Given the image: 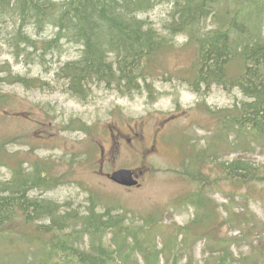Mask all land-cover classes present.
<instances>
[{
  "label": "rangeland",
  "instance_id": "374dc122",
  "mask_svg": "<svg viewBox=\"0 0 264 264\" xmlns=\"http://www.w3.org/2000/svg\"><path fill=\"white\" fill-rule=\"evenodd\" d=\"M171 8L170 4H160L138 17L147 20L151 28L163 32ZM7 21L6 31L11 33V20ZM220 22L223 23L222 29L229 28V24L233 27L234 23L246 24L241 33L232 27L231 37L237 41H264V0H219L215 16L207 21L206 30L217 28ZM39 33L40 37H36L28 32L33 39L46 41L53 37L55 31L47 28ZM8 39L7 33H0V77L11 73L35 79L38 85L43 81L50 88L25 89L18 84L0 83V93L6 95L7 106L0 112V141H8L7 146L11 139L19 138L18 143L7 147L8 153H16V159L28 161L36 154L39 158L57 161L60 170L70 172L69 183L65 186L50 193L45 191L46 194L36 191L33 196L56 204L66 203L70 210L81 214L94 206L97 212L110 209L119 214L117 217L124 218L133 239L130 238V242L116 240L111 232L106 233L105 243L113 245L116 256V262L112 260L111 264H145L147 260L142 252L154 264H216L218 254L213 253L211 245L218 241L230 246L225 264H264V183L241 188L218 178L213 164H205L201 177L193 181L183 175L180 166L185 155L204 151L211 142L215 126L207 109H233L245 101L238 89L225 91L212 86L202 97L191 93L186 85L175 80L193 62V50L184 48L171 54L166 62L171 72L180 70L175 78L166 80L163 77L154 82L155 89L159 91L154 102L144 94L121 97L113 88L104 85L94 86L89 99L79 102L64 92L54 79L60 65L78 58V47L62 41L60 53L50 52L39 58V52L27 58L25 53L13 49ZM185 41L183 36L174 39L177 48L184 47ZM79 124L88 129L87 136L75 131ZM140 124L145 126V139H150L157 128L166 125L163 132L166 142L157 147L155 156L143 163L145 171L139 188L125 189L100 175L97 148L103 151V174L119 168H138V158L128 150L126 143L118 149L112 144L113 154H105L110 152L106 141L108 136L116 134L117 130H125L126 126ZM38 131H42V135L37 134ZM219 142L216 146L218 153L209 149L205 160L215 157L219 161L243 159L264 165V142L254 141L252 136L246 137L244 133L238 134L234 146L228 141ZM29 146L40 148L32 154ZM69 155L70 158L80 156V159L76 163L74 158L68 166L64 160L70 159L67 158ZM10 174L9 169L1 167L0 183L9 180ZM202 177L206 183L202 200L209 198L216 209L212 210L207 222L214 221L217 225L210 231L206 223L202 228L196 225L192 233L183 237L179 229L191 228L195 221L193 209H189L181 199L199 196L197 181ZM197 217L202 220V216ZM150 219L153 220L151 227L148 224ZM71 232L72 225L65 233ZM185 238L186 247L183 249ZM85 243L79 249H86L87 240ZM161 249V256H156ZM41 252L42 247L38 245L28 246L17 239L9 243L0 240V264H54V261L56 264H78L62 251L43 261Z\"/></svg>",
  "mask_w": 264,
  "mask_h": 264
},
{
  "label": "trees",
  "instance_id": "16d2710c",
  "mask_svg": "<svg viewBox=\"0 0 264 264\" xmlns=\"http://www.w3.org/2000/svg\"><path fill=\"white\" fill-rule=\"evenodd\" d=\"M163 3L172 8L164 31L160 32L138 15L148 14ZM217 5V0H0V20L6 18L0 22V33H7L13 49L25 53L27 58L39 52V58L50 52L60 53L62 41L78 47V58L60 65L55 79L66 93L80 101L88 99L92 86L102 85L113 88L121 96L145 93L156 97L154 81L163 77L168 80L178 73L168 70L169 56L184 48L193 50V62L176 79L196 94L205 93L212 85L225 91L238 89L245 97L240 106L211 113L217 119V127L226 139L235 131L264 142V41L240 42L232 38L233 28L237 33L242 32L241 23L222 29L220 22L217 28L207 31V21L214 18ZM7 20H11V33L6 31ZM47 28L55 33L46 41L28 34L32 32L40 37L39 32ZM177 36L185 38L184 47H176ZM5 80L25 89L46 86L11 73L0 77V83ZM1 97L6 95L0 93V103ZM6 144L8 141H0V152ZM194 160L189 167L197 174V168L211 163L218 178L241 188L264 183V165L243 159L219 161L217 157L204 161L203 152ZM51 170L48 161H37L30 170L19 167L10 181L0 183V233L9 237V227L15 222L31 229L33 242L48 244L53 251L73 256L78 264L112 263L114 254L104 244V235L113 231L121 239L129 236L125 219L108 211L97 214L92 208L83 216L78 212L61 213L58 204L29 196L36 190L50 191L63 184L64 175H54ZM200 198L197 203L187 196L184 198V202L191 201L197 220H200L197 215L203 217L198 212L204 204ZM74 224L80 225L76 234L89 237L87 253L72 249L66 240L70 237L60 236Z\"/></svg>",
  "mask_w": 264,
  "mask_h": 264
},
{
  "label": "flooded vegetation",
  "instance_id": "af4514ba",
  "mask_svg": "<svg viewBox=\"0 0 264 264\" xmlns=\"http://www.w3.org/2000/svg\"><path fill=\"white\" fill-rule=\"evenodd\" d=\"M127 130V135L124 133H118V135L115 137L112 135V139L115 144L121 145L125 140L130 148L135 150V153L139 156L141 162H143L146 157L154 156L156 154L157 151L155 139L147 144L141 134L142 129L137 127L135 129H129V127H127ZM133 173L138 180V178L143 174V171L137 170L133 171Z\"/></svg>",
  "mask_w": 264,
  "mask_h": 264
},
{
  "label": "water",
  "instance_id": "95a60500",
  "mask_svg": "<svg viewBox=\"0 0 264 264\" xmlns=\"http://www.w3.org/2000/svg\"><path fill=\"white\" fill-rule=\"evenodd\" d=\"M110 179L122 186H134L136 183L132 180V174L130 171L127 170H120L117 172H114L111 176Z\"/></svg>",
  "mask_w": 264,
  "mask_h": 264
}]
</instances>
